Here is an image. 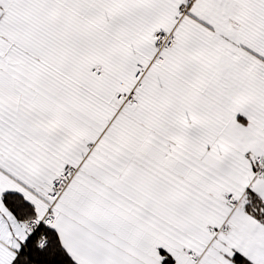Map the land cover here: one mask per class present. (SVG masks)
I'll use <instances>...</instances> for the list:
<instances>
[{"label":"snow or ice","instance_id":"obj_1","mask_svg":"<svg viewBox=\"0 0 264 264\" xmlns=\"http://www.w3.org/2000/svg\"><path fill=\"white\" fill-rule=\"evenodd\" d=\"M0 264H264V0H0Z\"/></svg>","mask_w":264,"mask_h":264}]
</instances>
